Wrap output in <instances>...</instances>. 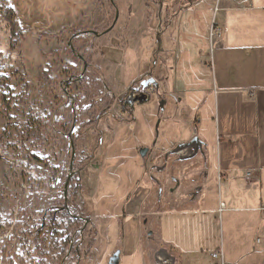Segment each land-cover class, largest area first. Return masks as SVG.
<instances>
[{"label": "crops", "instance_id": "1", "mask_svg": "<svg viewBox=\"0 0 264 264\" xmlns=\"http://www.w3.org/2000/svg\"><path fill=\"white\" fill-rule=\"evenodd\" d=\"M112 5L115 18L97 40L108 48L92 58L103 95L117 106L143 77L129 75L131 68L150 72L157 91L143 104L151 105V114L141 105V118L135 112L122 115L108 129L102 166L93 162L95 172L89 166L82 171L92 177L81 183L78 197L90 238L72 264L98 263V243L114 225L117 243L110 252L119 253L118 264H156L161 248L175 264H219L210 255L220 250L225 264H264V0H113ZM213 27L220 36L210 35ZM111 49L115 54L109 55ZM194 136L207 143L204 156L176 165L173 179L166 171L153 173L164 192L172 186L171 193L180 191L158 201L149 167ZM141 149L150 155L142 158ZM113 158L120 159L123 198L119 207L112 201L101 207L95 201L99 176L115 173Z\"/></svg>", "mask_w": 264, "mask_h": 264}, {"label": "rangeland", "instance_id": "2", "mask_svg": "<svg viewBox=\"0 0 264 264\" xmlns=\"http://www.w3.org/2000/svg\"><path fill=\"white\" fill-rule=\"evenodd\" d=\"M6 2L13 9L23 35L5 71L13 90V104L5 116H0V256H6V260L9 259L13 264H37V240L47 239L46 248L49 247V238L62 244L69 236V245L78 240V232L61 217L55 216L53 210L65 204L66 176L78 172L77 177L82 184L92 178L83 177L79 170L84 157L98 154V159L88 162L89 168L86 170L89 173L95 172L93 162L98 168L102 166L99 156L101 150L103 153L109 147L108 129L118 126L122 121L115 117L118 106L112 107L109 113L103 110L106 104L103 80L97 70L90 68L92 58L108 48V45L106 48L97 41L101 38L95 36L102 35L109 28L115 18V11L113 0ZM1 21L0 44L6 53L10 35L8 26ZM112 54H115L114 49L109 50V55ZM81 59L89 64L82 79L80 74L84 65ZM128 74L142 77L146 73L131 68ZM90 104H93L92 108ZM149 106L141 107L148 109V114H151L152 107ZM141 107L134 109L135 117L138 115L141 118ZM90 113L96 114L93 123L81 126L87 124V115ZM6 122L14 126L12 138L3 135ZM18 127L20 129L16 131ZM70 133L78 134L75 162L68 155ZM5 158L11 162H5ZM111 162L115 173L99 176L96 198L100 200L95 201L101 207L111 201L119 207L123 198L120 159L113 158ZM148 172L151 174L150 169ZM143 186L144 183H140V187ZM173 187L168 193L162 190L159 201L164 202L170 196L177 197L180 191L176 189L171 193ZM81 216L83 221L89 220L83 211ZM167 222L165 219V228ZM183 223L177 222V227L181 228ZM112 230L108 233L105 231L101 236L98 243L99 262L96 264H109L114 253L110 251L117 243L115 225ZM83 232L87 239L81 245H85L90 238ZM177 233L178 230L175 231L176 236ZM47 252L48 257L42 260V264H66L65 260L60 262L59 257ZM107 253L111 254L107 256ZM70 258L69 261L72 260Z\"/></svg>", "mask_w": 264, "mask_h": 264}, {"label": "trees", "instance_id": "3", "mask_svg": "<svg viewBox=\"0 0 264 264\" xmlns=\"http://www.w3.org/2000/svg\"><path fill=\"white\" fill-rule=\"evenodd\" d=\"M0 20L2 23H5L8 26L9 29V45H8V49L5 53V51L2 49L1 44H0V116L3 117L6 115V111L9 110L13 104V90L10 88L9 85V78L8 76L5 74V71L7 70V68L10 66L11 64V58H12V53L14 51V49L18 46L19 41H20V37L23 35L22 30L20 29L19 25L16 22V18H15V13L13 11L12 8H10L7 5L6 0H0ZM127 104V107L131 106V102L129 101H124ZM112 103V101H111ZM112 104H108L106 106L107 109H109L111 107ZM126 105V104H125ZM87 124H84L83 127H86ZM13 127L12 125L8 124L6 122L5 125V129H4V134L7 138H12V132L13 131ZM19 127L16 129V131H19ZM74 143L76 144V137L73 135L72 136ZM70 148L68 146V155L70 156ZM11 162L10 160H8L7 158H5V162ZM67 178V176H66ZM79 184L76 182H74L73 179L70 180L69 182V198L67 201V205L69 206V210L67 211V209L60 208V209H56L54 210V213H57L59 215V217L62 218L63 221L66 222V224L68 226H70L72 229H80L83 226L82 222H79L76 218L79 215V212L75 206L76 203V192L78 191L79 188ZM82 239V237H81ZM45 241H47V239L45 240H37L35 242V250L38 251V261L37 264H42V260L45 257H48V252L49 251V255H55L57 257L60 258V262H62V260H65L67 264L68 263V259H67V253L66 250H69V243H70V238L69 236L67 238H65L63 244H59L56 240L49 238V247L46 248L45 247ZM93 239L90 241V244L92 243ZM24 246H26V244H24ZM88 246V248H89ZM81 244L79 242V244H77L74 248H71L70 250V257L71 259L74 261V259H78L79 255L81 253ZM5 252V251H3ZM6 253V252H5ZM6 256H0V258H2L0 260L1 264H13L12 261H10L9 259L6 260L5 258ZM84 258H86V254H84ZM40 261V262H39Z\"/></svg>", "mask_w": 264, "mask_h": 264}, {"label": "flooded vegetation", "instance_id": "4", "mask_svg": "<svg viewBox=\"0 0 264 264\" xmlns=\"http://www.w3.org/2000/svg\"><path fill=\"white\" fill-rule=\"evenodd\" d=\"M100 36L99 35L98 36H95V38H98ZM81 60L83 61V59H81ZM83 65H84V70L80 74V78L81 79L84 77V73H85V71H87V69L89 67V64H87V62L85 60L83 61ZM91 67L94 68L92 65H90V68ZM156 91H157V84L153 80L152 74L149 72L145 76H143L142 78H140L139 80L135 81L131 85V87L125 92L124 96L122 97V99L117 104V106L119 107V110H118V114H116V115L121 120H122V118H121L122 115H128V117H131L132 114L134 113V109L137 106H141L143 104H146V103L150 102V100L156 95ZM141 96H145L146 99H145V101H143V102L140 103V102L136 101V99L138 97H141ZM103 98H104V100H106L105 108L103 110H107V112L109 113L111 111L112 107L114 106V103L115 102H114V100L110 99L107 96H104ZM111 101H112V103H111ZM124 101L131 102V106L127 107V104L128 103L126 102L125 103L126 105H125L124 104ZM108 104H112L109 109L106 108V106ZM92 105L93 104H90V107L91 108H92ZM95 115H96L95 113H90V114L87 115V117H88L87 122H86L87 123V126L88 125H91L93 123ZM83 125L81 124V126H83ZM81 126L79 127V129H81ZM73 135L76 137V144H77V141H78L77 136H78V134H74V133L72 134V133H70L69 134V141L70 142H69V145L68 146H69L70 151H71L70 152V159L73 162H75V160H74V153H75V150H76V146L77 145L73 141V138H72ZM147 154L150 155L149 153H147ZM165 154L161 157V160H160V164L159 165H151L149 167V169L151 170V174H149V178L151 180H153V182L157 186V189L156 190H157V199H158V201H159V198H160V194H161V191H162V187H160V182H159L160 180L157 179V178H155V177H153V173L165 172L166 170L167 171L169 170L170 172L168 171L169 174H167L166 176L169 179H173L174 177L171 174V172L174 173V171L176 169L175 168L176 165L182 164L183 162H187V161H179L178 160V156H176V155L169 156L167 159H165L164 158ZM197 156H200V155H197ZM197 156H196V158H197ZM94 157H95L94 154H89L86 157H84L81 160V164L79 166V170L80 171H83V169L86 166H88V162L93 161ZM200 158H201V156H200ZM161 168H163V170H161ZM77 173L78 172H76L75 174L72 173V175H68L67 178H66L65 188H64V197H65L64 200H65V204H64L63 207L65 209H67V211L69 210V206L67 205V201H68V198H69V195H70L69 192H68V190H69L68 188H69V182H70V180L73 179L75 183L77 182L80 185L79 188H78V191L76 192V203H75V206H76V208H77V210L79 212V215L77 216L76 219L79 222H82L83 223V226L80 229H73L76 233L78 232L79 238H78V240L74 244L69 245L70 247H69V250L67 252V259H68V257H70V250H71V248H74L77 244H79V242H80V244L83 242V240L85 239V235H84V232L83 231H85V233H86V230L85 229L86 228H89V226H90L89 220L87 219L86 221H83V218L81 216V210H80L79 203H78V197H79L80 192H81V182H80L79 178L77 177ZM190 181L195 182L194 179H192V178L190 179ZM196 191H197V188L195 189V191L194 190L193 191H190L188 193V198L194 197ZM63 207H61V208H63ZM58 209H60V208H58ZM53 214L55 216H59L57 213H54V210H53ZM81 237H82V239H81ZM69 244H71V243H69ZM69 262H70V264H72V260L69 261V259H68V263Z\"/></svg>", "mask_w": 264, "mask_h": 264}, {"label": "water", "instance_id": "5", "mask_svg": "<svg viewBox=\"0 0 264 264\" xmlns=\"http://www.w3.org/2000/svg\"><path fill=\"white\" fill-rule=\"evenodd\" d=\"M146 97L141 96L136 99L138 102L145 101ZM163 102L160 103L162 105ZM207 143L203 142L199 137L194 136L187 142L177 144L172 150L167 152L164 156L167 159L169 156H178L179 161H187L195 158L198 154L203 155L207 150ZM148 153L147 149H141L139 154L144 158ZM163 170V168H161ZM154 261L156 264H175V257L171 255L166 249L161 248L154 254ZM119 253L116 252L110 259L109 264H118Z\"/></svg>", "mask_w": 264, "mask_h": 264}, {"label": "built area", "instance_id": "6", "mask_svg": "<svg viewBox=\"0 0 264 264\" xmlns=\"http://www.w3.org/2000/svg\"><path fill=\"white\" fill-rule=\"evenodd\" d=\"M220 34H221V30L216 28V27H213L210 35L213 36V37L214 36L218 37V36H220ZM222 209H224V204L223 203L220 204L219 210H222ZM210 257L212 259L218 260L219 264H225V262L223 260V254H222L221 250L211 253Z\"/></svg>", "mask_w": 264, "mask_h": 264}]
</instances>
